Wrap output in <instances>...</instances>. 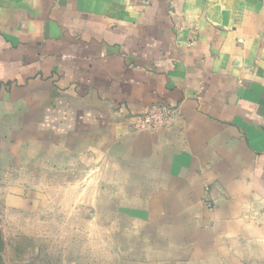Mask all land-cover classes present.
<instances>
[{"label": "crops", "instance_id": "0c3cea01", "mask_svg": "<svg viewBox=\"0 0 264 264\" xmlns=\"http://www.w3.org/2000/svg\"><path fill=\"white\" fill-rule=\"evenodd\" d=\"M51 158L135 180L149 264H264V0H0V173Z\"/></svg>", "mask_w": 264, "mask_h": 264}, {"label": "rangeland", "instance_id": "374dc122", "mask_svg": "<svg viewBox=\"0 0 264 264\" xmlns=\"http://www.w3.org/2000/svg\"><path fill=\"white\" fill-rule=\"evenodd\" d=\"M95 162L91 168L89 160L51 158L28 174L0 173V264L159 261L153 250L166 245L167 230L136 221L135 208L125 205L137 192L106 189L135 180L110 173L116 160ZM8 165L0 160V168ZM172 257L166 253L162 262Z\"/></svg>", "mask_w": 264, "mask_h": 264}, {"label": "built area", "instance_id": "2783aa9c", "mask_svg": "<svg viewBox=\"0 0 264 264\" xmlns=\"http://www.w3.org/2000/svg\"><path fill=\"white\" fill-rule=\"evenodd\" d=\"M172 110L156 106L138 119V127L156 129L171 121Z\"/></svg>", "mask_w": 264, "mask_h": 264}]
</instances>
